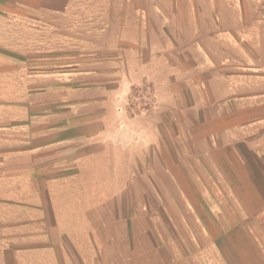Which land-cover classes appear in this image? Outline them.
I'll return each mask as SVG.
<instances>
[{"label": "crops", "instance_id": "obj_1", "mask_svg": "<svg viewBox=\"0 0 264 264\" xmlns=\"http://www.w3.org/2000/svg\"><path fill=\"white\" fill-rule=\"evenodd\" d=\"M231 4L221 3L222 14L213 17L211 0H105L98 45L104 41V49L119 53L91 69L27 77L18 99L9 82L0 106L18 103L26 115L22 128L0 130V264H264V145L251 142V120L264 121V44L254 37V22ZM17 8L63 21L75 4L0 0V11L11 17ZM175 52L182 58L177 64ZM206 71L220 74L198 77ZM180 75L188 76L189 89L210 91L214 83L220 89L216 100L200 96L217 105L202 115L206 138L213 129L221 141L202 145V175L193 181L222 186L203 195L207 212L200 217L180 182L164 173L158 178L168 191L156 196L167 209L144 206L146 157L184 104L173 82ZM146 80L155 105L129 115L130 88ZM33 84L43 89L34 99ZM36 99L54 106L33 111ZM229 102L248 109L230 115ZM241 131L247 142L232 136ZM154 157L151 168L163 169ZM182 204L183 215L179 209L176 215ZM165 212L171 239L162 237Z\"/></svg>", "mask_w": 264, "mask_h": 264}, {"label": "rangeland", "instance_id": "obj_2", "mask_svg": "<svg viewBox=\"0 0 264 264\" xmlns=\"http://www.w3.org/2000/svg\"><path fill=\"white\" fill-rule=\"evenodd\" d=\"M73 1L75 8L63 21L61 18L56 19L54 16H43L39 11L26 10L24 8H17L13 17H11L12 15H8L7 12L0 11V96H2V93H7L5 87L11 81H15L17 89L15 93L13 91V95H16L18 99V86L27 77L31 76L34 78L44 74L61 73L64 75L73 69H91L94 62L102 63L109 55H112V58L116 54L115 52L119 53L118 49H115V51L114 49H104V41H101L100 45H98V40L105 38L106 26L102 24L100 19L105 16V10L103 9L105 0ZM221 3L227 6H231V3H233L234 6L238 7L240 16L254 22L251 24L254 25L252 28L256 33L254 37L256 36V39L260 38L261 45L264 44V0H211L209 16L218 17L222 14L220 13ZM182 10L180 13L183 12ZM227 15L232 14L228 13ZM251 25L243 27L251 28ZM145 33L147 35L145 40L148 44H151L155 32L149 29ZM145 51L149 53L150 49L147 48ZM260 58V61H264L262 54H260ZM172 59L173 63L177 64L182 58L178 57L176 53ZM107 60L109 61L110 58H107ZM143 60L149 61L151 57L144 56ZM219 74L217 72L209 73L206 71L197 75L198 77L207 78L211 76L215 78ZM188 75L190 76V74ZM102 78L99 76L97 80ZM173 82H175V90L184 104L177 105L173 111V115L168 117L169 126L163 125L161 127V142L159 146H157L155 153H149L146 157L145 168L143 170L146 178L143 196L144 206L151 209H167V201L160 202L159 204L156 196V193L163 194L168 191L167 185L162 182V177L158 178L159 175L164 173L166 177L170 175L180 182L179 187L182 191H186L189 198L193 199L191 204L200 217V214L207 212L206 208L203 207L206 205V201L202 200L203 195L207 192L212 194L219 187L220 189L222 188V186L216 185L202 186L200 183H197L198 181L196 183L193 181L195 177L198 179L202 175L199 168L202 162L201 157L205 156V153H201L202 145L211 143L215 146L220 144L221 141L220 136L216 135L217 133L213 129V131L211 130L213 133H208L206 138L205 133L209 132V129H206V121L202 120V115L205 114L207 106L216 108L217 105L203 103L200 99L204 93L207 101L216 100V91H220V89L217 83H214L215 87L210 91L204 88H196L193 84L192 88L189 89L186 86L187 82H189L187 75L177 76L176 79H173ZM32 87L34 99V94L43 91V89L39 88V86L37 87L35 84ZM56 99L53 98L52 100ZM155 99L153 83L146 80L139 85L131 86L125 110L129 115L152 110L155 105ZM229 99L231 100L232 96H229ZM45 101L36 99L35 103L37 105H33V111L35 108L39 110V104L45 103ZM48 103L54 106V103ZM49 104H41L42 109L46 108ZM19 107L18 103L0 106V130L8 129V127L22 128L24 121L20 118L26 114ZM238 109L246 110L248 106L233 105L232 102H229L226 106V110L230 115L238 114ZM218 111L221 112L222 109ZM38 115V112L37 114L33 113V116ZM8 116H15V118ZM234 135L239 136L241 142H247L245 141L248 137L246 131L234 133L232 136ZM251 142L264 145L263 120H251ZM154 155H157L159 158L160 165L162 166L163 164V169L151 168L155 166ZM214 174L216 173L214 172ZM153 175L159 179L160 183L148 185L147 178L152 180ZM173 209H175L174 206ZM176 209V215L180 214L178 209L181 215H183V204L176 206ZM166 215L167 213L165 212L162 216L164 219L163 229L161 228L163 232L162 237L163 239H171ZM194 217L195 215L193 214ZM178 219L179 216H177L176 220L178 221ZM171 224L173 222H170ZM192 236L195 239L194 233H192Z\"/></svg>", "mask_w": 264, "mask_h": 264}]
</instances>
